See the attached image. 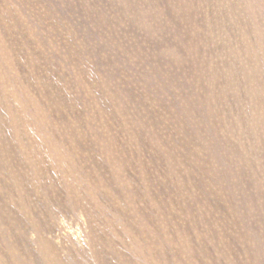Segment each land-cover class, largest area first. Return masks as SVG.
Returning a JSON list of instances; mask_svg holds the SVG:
<instances>
[{
    "label": "rangeland",
    "instance_id": "1",
    "mask_svg": "<svg viewBox=\"0 0 264 264\" xmlns=\"http://www.w3.org/2000/svg\"><path fill=\"white\" fill-rule=\"evenodd\" d=\"M0 264H264V0H0Z\"/></svg>",
    "mask_w": 264,
    "mask_h": 264
}]
</instances>
